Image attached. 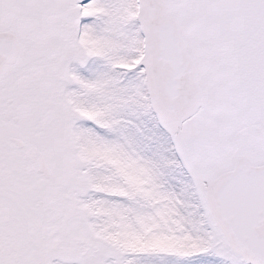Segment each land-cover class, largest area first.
Listing matches in <instances>:
<instances>
[{
  "label": "snow or ice",
  "instance_id": "1",
  "mask_svg": "<svg viewBox=\"0 0 264 264\" xmlns=\"http://www.w3.org/2000/svg\"><path fill=\"white\" fill-rule=\"evenodd\" d=\"M0 264H264V0H0Z\"/></svg>",
  "mask_w": 264,
  "mask_h": 264
}]
</instances>
